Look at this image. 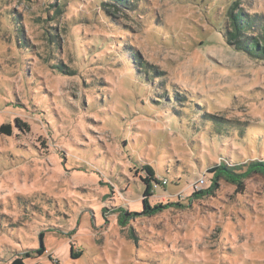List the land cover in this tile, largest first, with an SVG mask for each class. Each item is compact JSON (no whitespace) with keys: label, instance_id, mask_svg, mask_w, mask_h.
Wrapping results in <instances>:
<instances>
[{"label":"rangeland","instance_id":"374dc122","mask_svg":"<svg viewBox=\"0 0 264 264\" xmlns=\"http://www.w3.org/2000/svg\"><path fill=\"white\" fill-rule=\"evenodd\" d=\"M235 1L264 16V0H0V264H264L263 174L194 196L222 160L264 161V62L223 35ZM143 165L167 181L151 215Z\"/></svg>","mask_w":264,"mask_h":264},{"label":"trees","instance_id":"16d2710c","mask_svg":"<svg viewBox=\"0 0 264 264\" xmlns=\"http://www.w3.org/2000/svg\"><path fill=\"white\" fill-rule=\"evenodd\" d=\"M112 3L111 6L124 7L126 9L130 8V5L137 0H110ZM240 1L233 2L227 10V20L229 22L228 29H224L223 32L224 38L229 46L233 48L236 52L245 54L253 60L258 62H264V16L263 15H250L246 13L242 7H240ZM106 6V3L103 4ZM134 64L142 66L143 62L139 56H135ZM11 127L9 125H4L0 128L1 133H11ZM145 173V178L142 180L145 184V191L143 194V203H144V215H151L157 210L164 208L161 204L158 206H152L150 204V198L155 194L157 187L163 186L162 181L158 180L156 171L152 168L151 165H143L141 167ZM237 166H231L227 161L222 160L219 165H214L209 167L206 171V176L211 174L210 177V188L206 190L197 191L194 196H199L205 193V191H211L216 189L218 186L219 179L223 178L228 182L241 186L242 179L248 173H260L264 175V161H254L248 165V171L246 173H237ZM129 216V215H127ZM43 240V235H41ZM46 252L44 244H41V249L38 251L39 255H43ZM82 253L73 252V256L78 258ZM31 253H27L25 257H18L12 260L9 264H26L25 258H30Z\"/></svg>","mask_w":264,"mask_h":264},{"label":"built area","instance_id":"2783aa9c","mask_svg":"<svg viewBox=\"0 0 264 264\" xmlns=\"http://www.w3.org/2000/svg\"><path fill=\"white\" fill-rule=\"evenodd\" d=\"M163 182V184H166L167 185V181L166 180H164V181H162ZM206 182H205V179L204 178H200L199 179V182H197L195 185H194V188L196 187L197 189H195V190H197V191H201V189H203V187H202V185L203 184H205ZM200 184H202L201 186H200Z\"/></svg>","mask_w":264,"mask_h":264}]
</instances>
